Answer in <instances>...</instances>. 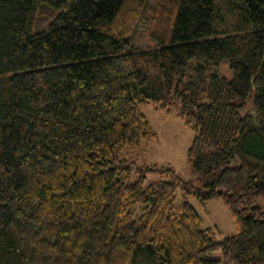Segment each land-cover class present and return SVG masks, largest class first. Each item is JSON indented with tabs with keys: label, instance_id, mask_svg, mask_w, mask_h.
<instances>
[{
	"label": "trees",
	"instance_id": "trees-1",
	"mask_svg": "<svg viewBox=\"0 0 264 264\" xmlns=\"http://www.w3.org/2000/svg\"><path fill=\"white\" fill-rule=\"evenodd\" d=\"M146 9L0 0V264H264V0H157L159 46L134 49ZM146 103L193 130L200 185L126 155L158 137ZM191 196L224 199L237 233Z\"/></svg>",
	"mask_w": 264,
	"mask_h": 264
},
{
	"label": "rangeland",
	"instance_id": "rangeland-1",
	"mask_svg": "<svg viewBox=\"0 0 264 264\" xmlns=\"http://www.w3.org/2000/svg\"><path fill=\"white\" fill-rule=\"evenodd\" d=\"M157 0H147L146 14L137 29L136 37L133 41L134 49H147L158 47L156 40L149 35V19ZM216 71L224 75L227 79L233 78V70L228 60L221 61L215 66ZM255 90L251 93L253 101ZM252 101L247 102V106L241 108L243 113H254ZM142 112L145 113L149 120L150 126L157 132L158 137L152 140H144L141 148L132 151H126V155L139 164H166L171 163L178 173L185 179H192L196 185L201 181L194 172L191 162L188 159V149L192 143L194 132L178 116V109L174 107L170 114L162 112L156 108L153 103H146L141 106ZM158 175L149 176V181L157 179ZM182 197V191L178 192ZM191 203L203 217V226L213 228L214 236L220 240L227 235L237 233L235 217L230 208L222 198L209 200L206 204L191 196ZM257 204L264 208V196L260 197ZM217 227V229H215ZM214 257L222 258L221 251L212 253Z\"/></svg>",
	"mask_w": 264,
	"mask_h": 264
}]
</instances>
